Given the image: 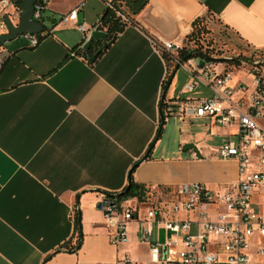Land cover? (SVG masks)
Returning <instances> with one entry per match:
<instances>
[{"label":"crops","instance_id":"crops-1","mask_svg":"<svg viewBox=\"0 0 264 264\" xmlns=\"http://www.w3.org/2000/svg\"><path fill=\"white\" fill-rule=\"evenodd\" d=\"M82 1L49 0L47 9L53 13L45 19L54 22L46 20L47 30L37 34V45L23 34L0 48L4 60L0 71V264H101L126 256L145 264L151 259V246L142 241L140 220L129 223L128 241L118 246L110 243L99 207L107 192L123 191L129 180L144 190L172 191L184 182H203L218 192L238 179V161L221 158L232 168L224 180H186L183 173L190 160L182 147L191 139L182 131L174 143L165 144L171 116L156 140L161 108L164 112L167 104L176 107L177 100L210 94L202 91L177 98L180 67L169 68L150 37L185 41L193 22L210 16L231 36L264 50V0H149L94 62L80 49L87 33L78 23L93 28L107 9L105 2L85 0L77 23L59 22ZM239 72L249 76L245 68ZM236 73L234 83L242 80ZM173 117L184 126L192 120H210ZM230 131L216 126L214 133L224 137L223 142ZM200 152V158L208 157L202 155V147ZM263 200L264 193L256 194L255 206ZM141 210L144 216L146 210ZM78 212L82 245L70 251L77 243ZM180 217L196 220L197 212H182ZM157 231L163 240L165 231L156 225L153 238ZM253 242L250 264H264V256L257 251L264 238L256 233Z\"/></svg>","mask_w":264,"mask_h":264},{"label":"built area","instance_id":"built-area-1","mask_svg":"<svg viewBox=\"0 0 264 264\" xmlns=\"http://www.w3.org/2000/svg\"><path fill=\"white\" fill-rule=\"evenodd\" d=\"M107 10L126 24L131 23L125 13L124 0H103ZM22 0H0V34L9 32L6 17L15 24L21 18ZM49 0H37L34 19L46 21L44 12ZM85 0L63 14L60 23L75 22ZM97 24V23H96ZM95 24V26H96ZM78 27L87 34L92 28L83 23ZM33 46L40 41L37 34L27 33ZM154 50L169 64V68L184 67L190 73L185 86L188 92H195L201 86L210 90L209 96L194 100H177L178 104H167L165 117L178 115L210 118L216 126L230 128V133L215 150L222 159H236L239 166L238 179L223 191H214L202 182L183 183L175 190L147 187L141 197L134 196L116 201L105 195L99 203L108 227L109 241L120 245L128 241V225L140 220L142 241L151 246V259L145 264H250L249 251L254 246L253 237L258 233L264 238V200L257 208L254 197L264 193V74L260 60L250 61L246 69L252 79L233 82L234 71L227 67L218 68L216 61L203 55L183 59L181 52L185 41L166 39L158 35L150 37ZM1 48V47H0ZM191 51L194 48H189ZM206 54V51L196 50ZM232 59V57H230ZM244 64L247 58L242 57ZM4 60L0 54V71ZM166 78L164 79V81ZM236 131L233 132V128ZM146 212L141 216V208ZM197 212L196 220L181 218L182 212ZM211 213L216 217H211ZM154 225L163 228L165 238L160 239L159 231L154 236ZM195 229V232H193ZM257 251L264 256V243ZM101 264H136L130 257Z\"/></svg>","mask_w":264,"mask_h":264},{"label":"rangeland","instance_id":"rangeland-1","mask_svg":"<svg viewBox=\"0 0 264 264\" xmlns=\"http://www.w3.org/2000/svg\"><path fill=\"white\" fill-rule=\"evenodd\" d=\"M91 2L93 3L95 0H91ZM124 11L126 15L129 16L126 9ZM52 13L53 12L48 8L44 12V17H48V15ZM46 22L47 21H45V23ZM205 22L207 25L206 32L203 33L198 41L191 40L189 42V46H192L194 49H200L212 54L215 58H218L214 60L217 62L216 66L219 69L227 67L235 71V73L238 71L236 73L238 79H245L249 83H252L251 77L239 72V70L244 68L251 69L249 62L254 61L255 59L259 58L260 61L264 60V50H255L249 45L239 41L237 37L231 36L226 30L219 26L216 20L210 16L206 17ZM244 56L247 58V64H244L243 62L244 60L242 57ZM230 57H232V59L237 58V62H227V60L224 59L229 58L228 60L230 61ZM260 68L264 74V62L261 64ZM178 72L182 82H180L178 90L175 93L177 98L188 97L189 95L194 96L195 93L200 94L202 91L205 94H210L208 88H205L204 86H201L197 91L194 92V94H192L193 92L190 93L186 91L185 86L188 83L190 77H188V73L182 66L178 69ZM215 130L216 125H214L209 119L192 120L189 121V123H186L185 126L181 123L178 117L171 116L167 119L164 137L165 144L174 143V138H178L182 131H184L185 134L189 135L191 139L190 143L195 144L199 152L200 147H202L205 151L202 155L208 156L206 159L200 158L195 149L184 151L185 159L190 160V162L185 163L186 166L183 174L186 180H191L193 179L192 177H199L197 179H204L205 181H222L225 179L226 174L229 173V171H232V168L228 167L226 161L216 156L214 152V150L222 143L224 138H222L221 135H216V133H214ZM234 131H236V127L233 128V132ZM191 157H196L199 159V161H191ZM127 199L131 203L135 202L130 197Z\"/></svg>","mask_w":264,"mask_h":264},{"label":"trees","instance_id":"trees-1","mask_svg":"<svg viewBox=\"0 0 264 264\" xmlns=\"http://www.w3.org/2000/svg\"><path fill=\"white\" fill-rule=\"evenodd\" d=\"M124 2H125V9L128 12V14L130 16L131 15L134 16L143 10V8L147 5L149 0H124ZM102 17H103L102 28H106L107 32L109 33L110 38L115 39L118 36V33L123 31L124 27L127 25L126 23L121 22L118 18H115L114 14L110 10H107V9L104 10ZM205 21H206V17H202V18H197L193 22V30L188 35L187 39L185 40V47H184L183 51L181 52V56L183 59H188V58H191V57L197 55L196 53H194V51H196V50L199 51V49H194L191 51L189 48H193V47L189 46V42L191 40L198 41L200 39V37L203 35V33L206 32L207 25H206ZM100 44H101V42H94V44L91 48V52L94 53L97 50H99L101 47L100 48H94V45H100ZM77 48H75V49H77ZM103 51L104 50H102L99 55H101V53ZM204 55L208 56V58H210V59L215 58L212 54H210L208 52ZM227 62L235 63L237 61L234 59H231L230 61L227 60ZM175 69L177 70L176 67H175ZM150 151H151V148L149 150H147V153ZM137 163L138 162H136V164ZM133 171H134V168L132 169L131 173ZM126 188H124V190L119 192V193L107 192L106 195L111 196L116 201H122V200L129 198V197H134V196L141 197L144 193V187L139 185V184H136L133 180H131V188L129 189V191H125ZM76 229H77V236H78L77 243L72 248H69L70 251H76L82 245L83 231H82V222H81L80 212H78L77 216H76Z\"/></svg>","mask_w":264,"mask_h":264},{"label":"water","instance_id":"water-1","mask_svg":"<svg viewBox=\"0 0 264 264\" xmlns=\"http://www.w3.org/2000/svg\"><path fill=\"white\" fill-rule=\"evenodd\" d=\"M36 1L37 0H22V2L20 3V6L22 8V14L18 23L15 24L11 19L6 17L9 32L5 34H0V47L3 44H5V42L14 39L18 35H23L27 33L39 34L45 31L47 24L44 21H37L34 19V6ZM46 20L48 22H54V20L51 19H46ZM102 21H103V17H101V19L97 22L96 26H94L89 31V33L85 38L84 43L80 46V49H83L87 53L88 60L90 62H94L98 58L100 52L102 50H105L114 41V38L109 37V33L107 32V30H104L102 28ZM94 42H101L102 46L99 50H97L93 54H90V50ZM196 54L203 55L204 57L208 58V56H205L202 52H196ZM211 59L214 60L218 58H211ZM224 59L228 60L229 58H224ZM234 60H237V58H234ZM263 62L264 60H262L260 63L262 64ZM160 114L162 121L156 140H158L161 136L162 129L166 119L162 108L160 110ZM182 149L183 151H187L189 149H195L196 152L199 154V150L197 146L193 143H185ZM148 156H149V152L143 158L145 159ZM130 188H131V180H129V184L125 191H129Z\"/></svg>","mask_w":264,"mask_h":264},{"label":"flooded vegetation","instance_id":"flooded-vegetation-1","mask_svg":"<svg viewBox=\"0 0 264 264\" xmlns=\"http://www.w3.org/2000/svg\"><path fill=\"white\" fill-rule=\"evenodd\" d=\"M45 30H47V28H45ZM93 52H91V50H90V54H92Z\"/></svg>","mask_w":264,"mask_h":264}]
</instances>
